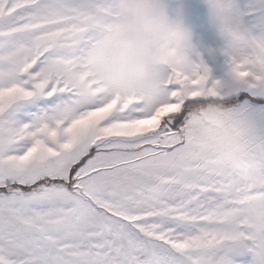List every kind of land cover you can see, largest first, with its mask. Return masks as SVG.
Here are the masks:
<instances>
[{
  "label": "snow or ice",
  "instance_id": "6c2138e0",
  "mask_svg": "<svg viewBox=\"0 0 264 264\" xmlns=\"http://www.w3.org/2000/svg\"><path fill=\"white\" fill-rule=\"evenodd\" d=\"M112 3L0 0V264H264L203 121L236 112L264 173V0H228L215 70L131 85L101 56Z\"/></svg>",
  "mask_w": 264,
  "mask_h": 264
},
{
  "label": "clouds",
  "instance_id": "9594fccd",
  "mask_svg": "<svg viewBox=\"0 0 264 264\" xmlns=\"http://www.w3.org/2000/svg\"><path fill=\"white\" fill-rule=\"evenodd\" d=\"M210 25L226 50L234 35L228 0H203ZM113 19L100 42L107 70L131 85L154 67L190 73L203 52L187 22L182 6L170 11L166 0H113ZM203 121L212 133V144L220 161L235 173L245 192L248 220L259 240L264 233V173L252 158L248 130L233 110L209 105Z\"/></svg>",
  "mask_w": 264,
  "mask_h": 264
},
{
  "label": "rangeland",
  "instance_id": "374dc122",
  "mask_svg": "<svg viewBox=\"0 0 264 264\" xmlns=\"http://www.w3.org/2000/svg\"><path fill=\"white\" fill-rule=\"evenodd\" d=\"M170 11L182 6L187 22L195 33V42L203 52V58L209 67L215 70L216 65L223 63V57L219 53L222 42L215 29L210 25L208 12L203 0H166ZM238 264H239V258ZM247 259L251 260L249 254Z\"/></svg>",
  "mask_w": 264,
  "mask_h": 264
}]
</instances>
